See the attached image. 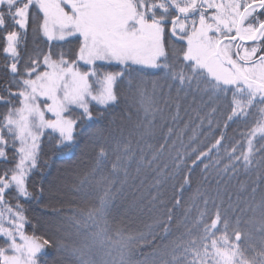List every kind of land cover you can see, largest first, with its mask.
I'll return each instance as SVG.
<instances>
[{
  "label": "snow or ice",
  "instance_id": "1",
  "mask_svg": "<svg viewBox=\"0 0 264 264\" xmlns=\"http://www.w3.org/2000/svg\"><path fill=\"white\" fill-rule=\"evenodd\" d=\"M0 37L9 74L0 89V264H50L53 250L51 264H264V237L259 249L240 243L246 212L264 233V0H0ZM189 97L200 121L190 143L205 122L209 133L231 122L244 130L189 147L181 139L188 124L167 126ZM81 135L90 160L47 192L84 203L53 208L65 231L54 240L37 234L23 202L46 191L32 181L47 164L44 143L71 150ZM164 154L171 171L152 168ZM201 164L215 197L197 188L185 202L184 186ZM148 168L156 194L126 195ZM240 173L250 181L241 185L249 200L218 206L221 180ZM177 176L165 202L160 186Z\"/></svg>",
  "mask_w": 264,
  "mask_h": 264
},
{
  "label": "trees",
  "instance_id": "2",
  "mask_svg": "<svg viewBox=\"0 0 264 264\" xmlns=\"http://www.w3.org/2000/svg\"><path fill=\"white\" fill-rule=\"evenodd\" d=\"M41 48L44 47V41L38 40L36 42ZM3 47V39L0 37V89H2L3 85L8 81L9 74L7 73L6 69L4 68V64L6 63L5 60V54L2 51ZM67 47H75V45L67 46ZM67 47L65 50H67ZM33 49V42L32 37L29 36L28 43H27V50L28 52H31ZM23 55V53H22ZM117 65L112 64H104V70L107 71H116L118 70ZM123 89L125 92H127V86L124 85ZM199 103V101H197ZM228 101L226 99H221L220 101H217V107L220 112L226 111V105ZM191 104V97H189L187 100L181 101V108L179 113V119L176 121H172L169 119L167 126H174L176 130L184 129L185 124H188V128L183 132V135L181 139L183 142L188 145L189 147L197 146V141L200 142L199 146H203L204 144H208L209 140L212 139V137L218 138V134L220 132H225L227 136H237V133L240 131H243V125L240 122H231L229 124V127L227 129L223 128H215L213 126L212 132H208V124L205 122L200 128V130L197 132V140L192 141L190 143L189 137L192 136L193 132L192 130L196 128V125L200 123L199 118L196 116V113L191 110L189 105ZM125 105L122 103L121 107L116 110V115L121 114V109H124ZM0 111H2V108H0ZM175 107H172L169 110V114H175ZM209 111V109L205 108L201 110L200 115L203 116L205 112ZM95 115V113H94ZM217 119H220L221 117L217 116ZM98 120H100L102 123H107L103 119V117H97ZM136 119V116L133 115V120ZM189 120H191V123L189 124ZM91 124V122H88ZM166 132V128L163 129L160 133V135H163ZM207 137V139H206ZM238 138V137H237ZM160 137H157V140H159ZM171 140H175V136L170 138ZM87 141V137L85 135H81L79 144L77 147L72 148L71 150H57L52 145L48 144L47 142L44 143V153H43V159L47 161V164L42 166L40 170L36 171L33 174L32 181L35 183L36 188L44 187L46 191L41 194L38 191L34 190V194L36 196V199H33L31 201L23 202L24 206L26 208V214L28 215L29 219L32 221V224L36 225L37 234H42L45 237L52 238V239H60L65 235V231L58 228L60 224L63 223V215H59L53 212V208H61V200L64 202H73L74 204H83L84 200L83 198L76 196L75 194L68 193L63 194L60 196V199H53L52 196L47 192V188L51 181L53 180V177L57 174L58 170L61 166L69 165V164H83L85 162H88L93 154V148L92 147H85ZM153 144H155L157 141H151ZM162 142V140H160ZM83 150V152H82ZM159 165L161 168L164 167V165H168V171H171L172 169V161L168 157L167 154L162 155L158 161H156L152 168H155L156 165ZM190 164V161H189ZM152 168L145 169L141 174L139 179H137L134 184L135 187H130L126 195L129 197L131 196H140L141 194H144L146 197H148V193L150 192L152 195L156 194L155 189H150L148 186L152 183L153 177L156 175V173L152 170ZM207 175L203 170V165L201 164L199 167H196L192 170L190 174V181L191 183L184 186V192H183V201H188L190 197H192L197 188H201L202 190L207 189L211 191V194L213 197H215V189L217 187L215 180L212 179V176H209L210 183H206L203 180V176ZM214 175V174H213ZM140 180H143V185L140 184ZM248 176H246L244 173L238 174V176L234 179H223L220 182V194L221 199L223 200V203L221 204V200L217 199L216 203L218 206H221L224 209H228L229 206V197H231V202L234 204L236 202L237 196L241 198V207H244V202L249 200V193L245 191L241 185L249 183ZM180 183V177L177 176L173 179H170L166 183L162 184L160 186V199L164 200L165 202H171L174 188L173 185ZM257 199H259V193H257ZM14 202V201H13ZM198 207H203L202 204L198 202ZM209 208L212 207L211 204L208 205ZM66 211V208L64 209ZM196 214V208H193L192 215L194 216ZM236 215H240L239 211L236 210ZM251 217L250 212H246V214L241 219L240 223V229H241V245H244L246 242H250L256 245V248L259 249L260 247V241L262 237H264V233L260 230V224L258 222H252L249 223V219ZM48 224H52V226H48ZM26 231H31L30 226H26ZM71 231V230H69ZM251 234V240L249 241L247 238V235ZM57 254L55 253V250L52 251V255L49 257L50 264L51 260L55 259ZM63 264H68V261L65 260Z\"/></svg>",
  "mask_w": 264,
  "mask_h": 264
},
{
  "label": "rangeland",
  "instance_id": "3",
  "mask_svg": "<svg viewBox=\"0 0 264 264\" xmlns=\"http://www.w3.org/2000/svg\"><path fill=\"white\" fill-rule=\"evenodd\" d=\"M101 63V62H98ZM74 164H69V165H63L60 167L58 170L57 174L53 177V180L51 182H54L57 180L58 177L63 178L69 175V172ZM62 195V194H61ZM48 226H52V224H48Z\"/></svg>",
  "mask_w": 264,
  "mask_h": 264
}]
</instances>
